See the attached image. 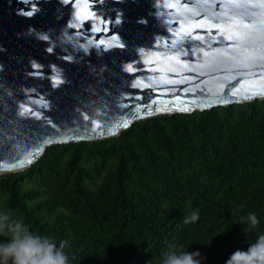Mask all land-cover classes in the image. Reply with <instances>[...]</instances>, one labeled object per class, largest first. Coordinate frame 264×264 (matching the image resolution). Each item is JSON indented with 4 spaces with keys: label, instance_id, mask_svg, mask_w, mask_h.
Returning <instances> with one entry per match:
<instances>
[{
    "label": "water",
    "instance_id": "water-1",
    "mask_svg": "<svg viewBox=\"0 0 264 264\" xmlns=\"http://www.w3.org/2000/svg\"><path fill=\"white\" fill-rule=\"evenodd\" d=\"M33 3V16L22 15ZM256 100H264L259 0H0V175L25 171L52 146ZM28 153L32 164L12 167Z\"/></svg>",
    "mask_w": 264,
    "mask_h": 264
},
{
    "label": "trees",
    "instance_id": "trees-1",
    "mask_svg": "<svg viewBox=\"0 0 264 264\" xmlns=\"http://www.w3.org/2000/svg\"><path fill=\"white\" fill-rule=\"evenodd\" d=\"M0 210L66 241L71 264H158L170 247L226 264L264 234V100L52 146L0 175ZM250 213L259 224L246 234Z\"/></svg>",
    "mask_w": 264,
    "mask_h": 264
},
{
    "label": "clouds",
    "instance_id": "clouds-1",
    "mask_svg": "<svg viewBox=\"0 0 264 264\" xmlns=\"http://www.w3.org/2000/svg\"><path fill=\"white\" fill-rule=\"evenodd\" d=\"M190 219L197 220L198 214L193 213ZM246 219L244 232L247 234L257 228L259 220L254 213ZM66 243L34 233L22 217L0 210V264H71ZM158 264H202V260L198 251L170 247ZM226 264H264V234L258 235L246 251L231 254Z\"/></svg>",
    "mask_w": 264,
    "mask_h": 264
},
{
    "label": "snow or ice",
    "instance_id": "snow-or-ice-1",
    "mask_svg": "<svg viewBox=\"0 0 264 264\" xmlns=\"http://www.w3.org/2000/svg\"><path fill=\"white\" fill-rule=\"evenodd\" d=\"M23 2L27 5L28 2H29V0H23ZM70 2L72 3V7H75L76 4H79V3H80V0H74V2H72V0H63V3L66 4V5L69 4ZM91 2H92V3H100V4H102V3H103V0H91ZM259 2H260L261 4H264V0H259ZM30 8H31V10L23 11V12H22V15H24V16H26V17H32L33 14H34V12H35L36 9H37V5H36L35 3H33V4H31ZM93 15L96 16V13L93 12ZM96 18H97V19H100V20H101L103 23H105V24H111V23H112V21L108 20L106 17H99V16H96ZM114 23H115L116 25H119V24L121 23V21H120L119 18H116V19L114 20ZM68 26H69L70 28H71V27H74V25L71 24V23H69ZM93 30H95V26H93ZM41 38H42V39H47V37H41ZM113 38H114V37H113ZM48 51L51 52L52 49H51V48H48ZM40 67H41L40 65L33 64V68H34V69H39ZM32 74H33V75H37V76L42 75V73H41L40 71H36V72H34V73H32ZM53 80H54V85H55V84H59V83L61 82L59 79H56L55 77L53 78ZM225 102H227V101H225ZM125 126H126V125H125ZM45 143H52V141H51V140H48V141H46ZM36 151H43V149H37ZM32 156H33L32 153H28V158H26L25 160H20V161H18L17 164L12 165V167H17V166H18V167H23V166L25 165V163L28 164V165L32 164V163H33V158H32Z\"/></svg>",
    "mask_w": 264,
    "mask_h": 264
}]
</instances>
